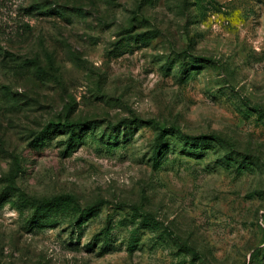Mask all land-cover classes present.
I'll use <instances>...</instances> for the list:
<instances>
[{"label": "rangeland", "instance_id": "obj_1", "mask_svg": "<svg viewBox=\"0 0 264 264\" xmlns=\"http://www.w3.org/2000/svg\"><path fill=\"white\" fill-rule=\"evenodd\" d=\"M0 264H264V0H0Z\"/></svg>", "mask_w": 264, "mask_h": 264}, {"label": "trees", "instance_id": "obj_2", "mask_svg": "<svg viewBox=\"0 0 264 264\" xmlns=\"http://www.w3.org/2000/svg\"><path fill=\"white\" fill-rule=\"evenodd\" d=\"M70 125L66 124V123H48L47 125H45L43 127V129L41 131H39L35 137L33 142H40V141H44L48 135L55 131L58 130L60 128L67 130L69 128ZM172 130H168V133L171 132ZM72 148V146H70L69 144L66 146L67 151L70 150ZM74 199L71 195L69 194H60L51 198H45L42 199L41 205L45 208H55L58 207L61 204H65V205H69L71 203H73Z\"/></svg>", "mask_w": 264, "mask_h": 264}]
</instances>
